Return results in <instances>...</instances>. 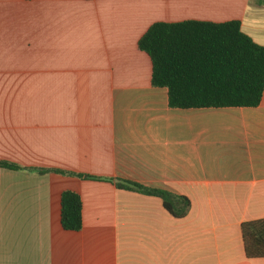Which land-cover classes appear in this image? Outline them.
<instances>
[{
  "label": "crops",
  "instance_id": "0c3cea01",
  "mask_svg": "<svg viewBox=\"0 0 264 264\" xmlns=\"http://www.w3.org/2000/svg\"><path fill=\"white\" fill-rule=\"evenodd\" d=\"M183 21H237L264 47V0H0V162L20 168H0V264H264L240 233L264 219V90L255 108H169L137 42Z\"/></svg>",
  "mask_w": 264,
  "mask_h": 264
},
{
  "label": "trees",
  "instance_id": "16d2710c",
  "mask_svg": "<svg viewBox=\"0 0 264 264\" xmlns=\"http://www.w3.org/2000/svg\"><path fill=\"white\" fill-rule=\"evenodd\" d=\"M137 47L149 57L151 86L166 90L169 108H255L261 101L264 47L242 33L237 21L154 23ZM0 168L20 169L7 162H0ZM115 186L159 197L174 218L184 217L189 208L188 200L161 191L127 182ZM60 224L66 231L81 229V201L74 192L61 194ZM240 233L246 257L264 258V219L243 223Z\"/></svg>",
  "mask_w": 264,
  "mask_h": 264
}]
</instances>
